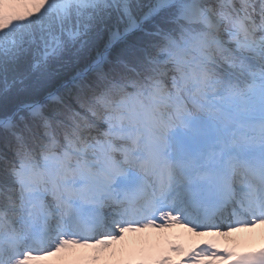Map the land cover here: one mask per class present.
I'll list each match as a JSON object with an SVG mask.
<instances>
[{"label": "snow or ice", "instance_id": "6c2138e0", "mask_svg": "<svg viewBox=\"0 0 264 264\" xmlns=\"http://www.w3.org/2000/svg\"><path fill=\"white\" fill-rule=\"evenodd\" d=\"M0 264H264V0H0Z\"/></svg>", "mask_w": 264, "mask_h": 264}, {"label": "bare ground", "instance_id": "6f19581e", "mask_svg": "<svg viewBox=\"0 0 264 264\" xmlns=\"http://www.w3.org/2000/svg\"><path fill=\"white\" fill-rule=\"evenodd\" d=\"M259 231V230H258Z\"/></svg>", "mask_w": 264, "mask_h": 264}]
</instances>
